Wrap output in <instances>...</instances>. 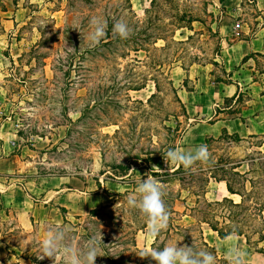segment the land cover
<instances>
[{
  "label": "rangeland",
  "instance_id": "374dc122",
  "mask_svg": "<svg viewBox=\"0 0 264 264\" xmlns=\"http://www.w3.org/2000/svg\"><path fill=\"white\" fill-rule=\"evenodd\" d=\"M131 3L130 17L125 0H0V121L18 134L17 152L25 148L27 167L15 173L17 183L30 180L35 191L25 190L34 202L25 215L0 208L9 251L0 264H64L60 256L41 259L42 240L55 227L79 248L93 236L101 240L95 264H156L137 254L175 243L207 251L199 230L208 243L213 232L206 223L199 228L196 219L211 211L207 201L223 199L221 178L242 198L238 206L213 207L218 221L244 232L253 247L264 233V137L208 139L210 160L197 162L192 174L175 173L179 166L165 162L192 122L180 85L193 86L202 68L222 77L218 25L227 9L220 0ZM148 8L153 25L146 22ZM6 15L15 20L7 28ZM183 15L196 19L191 28ZM93 17L105 25L99 43L90 40ZM112 20L128 25L129 40L146 25L147 33L166 39L137 50L146 34L137 44H124L111 29L103 41ZM255 58L263 72L264 57ZM148 173L162 184L170 213L167 228L156 236L148 235L139 210L127 205Z\"/></svg>",
  "mask_w": 264,
  "mask_h": 264
},
{
  "label": "crops",
  "instance_id": "0c3cea01",
  "mask_svg": "<svg viewBox=\"0 0 264 264\" xmlns=\"http://www.w3.org/2000/svg\"><path fill=\"white\" fill-rule=\"evenodd\" d=\"M227 9L219 23V31L224 40L222 50V77L214 79L210 68H202L195 73L193 86L187 89L180 85V94L185 102L188 119L192 121L180 139L179 149L189 151L198 145H206L208 139H218L224 132L238 135L240 138L264 137V71L257 68L258 59L264 57V0H220ZM7 17V27H10V15ZM13 19L11 22L13 24ZM251 21L252 25L248 22ZM236 25H239L236 28ZM253 55L248 60L243 58ZM179 72V71H178ZM182 75L180 81L187 78ZM191 77V75H190ZM0 90V103L3 100ZM232 98L226 102V99ZM1 112V111H0ZM9 122L0 121V208L3 206L20 211L25 215L32 210L34 202L25 190L35 193L26 180L19 186L21 180L16 172H22L27 167L24 151L17 152L18 134L8 127ZM261 146V145H259ZM264 147V142L261 148ZM208 149V148H207ZM19 151V150H18ZM35 182V181H34ZM223 198L229 197L236 203L241 202V194L232 193L227 188V181L220 182ZM42 192L46 185H35ZM61 194L62 188L54 190ZM41 192V193H42ZM60 198V196H58ZM239 199H236V198ZM49 203V201H44ZM3 210V211H4ZM1 211V210H0ZM264 213V211H263ZM213 232L209 244L215 246L218 252L226 257L229 241L220 238L218 232ZM235 243L247 253L245 263L264 264V253L256 249L264 247V240L256 247L248 242L245 235H237ZM0 228V260L9 255Z\"/></svg>",
  "mask_w": 264,
  "mask_h": 264
},
{
  "label": "clouds",
  "instance_id": "9594fccd",
  "mask_svg": "<svg viewBox=\"0 0 264 264\" xmlns=\"http://www.w3.org/2000/svg\"><path fill=\"white\" fill-rule=\"evenodd\" d=\"M90 25L93 29L90 40L99 43L105 36V25L95 17L90 20ZM113 32L120 38L127 39L130 29L125 22L118 21L113 26ZM165 156L167 164L182 165L187 170L197 162L208 163L211 154L206 145H198L189 151L169 149ZM153 169L160 170L155 165ZM146 175L147 179L140 180L134 193L128 196L127 205L139 210L146 218L148 235L156 236L167 228L170 213L164 201L166 193L162 184L151 173ZM225 239L230 242L226 251L228 264H245L247 253L235 243V234H229ZM100 243L101 240L93 236L83 248H79L67 241L65 229L49 228L41 243V259L48 257L55 261L60 256L64 264H95L97 256H100ZM137 255L140 258L150 257L156 264H216L212 253L196 250L192 246H178V243L167 245L162 250L143 249Z\"/></svg>",
  "mask_w": 264,
  "mask_h": 264
},
{
  "label": "trees",
  "instance_id": "16d2710c",
  "mask_svg": "<svg viewBox=\"0 0 264 264\" xmlns=\"http://www.w3.org/2000/svg\"><path fill=\"white\" fill-rule=\"evenodd\" d=\"M125 3L127 4V7H128V9H129V16L131 17V16H133L134 15V10H133V5H132V3H131V0H125ZM152 5H155V0H152ZM152 12V8H148V9H146V14H148V17H147V19H146V22L148 21V22H150V23H152V25H153V20H152V17H151V15L149 16V13H151ZM181 19H184L185 20V27H188V28H191V24H192V22L194 21V20H196L195 18H193L191 15H183L182 17H181ZM116 23V21H114V20H112L110 23H107V27H108V31H107V36L105 37V39H103V41L104 40H106V39H109L110 38V34H111V32H110V30L111 29H113V26H114V24ZM135 26L137 27V25H136V23H135ZM150 28V27H149ZM149 28H147V25H146V28H143V29H138V30H135V34H136V36L132 39V40H129L128 38L127 39H122V38H120L119 36L115 39V41H120V42H123L124 44L125 43H129V42H131V41H134V42H136V44L141 40V36H143V34H146V39L144 40V42H142L141 43V45L139 46V47H137L136 49L137 50H140V49H142V50H147V48L145 47L146 45V43H151L152 41L155 43V42H157L158 40H160V39H166L165 38V36H164V34L163 33H161V32H158V31H151L150 33H147V29H149ZM108 42H110V43H113V41L112 40H110V41H107V42H105V44H107ZM253 55V53L252 54H249V55H247V56H245L244 58H243V61H246V60H248V58H250L251 56ZM186 82V81H185ZM184 82V83H185ZM185 85V84H184ZM186 88L187 89H191L192 87H187L186 86ZM232 100V98H230V99H226V102H229V101H231ZM229 134H227L226 132H224L219 138H222V137H224V136H228ZM235 136H238V135H235ZM239 137V136H238ZM175 173H184V174H192L193 173V170L192 169H185L182 165H180L179 166V168H177L175 171H174ZM221 180H226L227 181V188H228V190L230 191V192H232V193H239V194H241L240 192H238V191H236L232 186H231V184L229 183V181L227 180V179H225V178H221L220 179V181ZM208 192V191H207ZM242 195V194H241ZM224 202H229V203H231L233 206H238V204H240V203H234V201L231 199V198H229V197H224L221 201H207L206 202V204L208 205V207H210L211 208V211H208V213H204V215L202 216V217H200V218H197L196 220H197V223L196 224H198L199 225V228H200V225L202 224V223H206V224H208L209 226H210V228L211 229H213L214 231H216V232H218V235H219V237L220 238H226L229 234H237V235H246L244 232H242L241 230H237V229H232V228H230L229 229V225H226L225 223V221H222V223H220L219 221H218V219H217V213H215L214 211L216 210V209H214L213 207H219V206H222L223 204H224ZM195 217V216H194ZM225 218H227V217H225ZM224 222V223H223ZM200 233H201V237H200V240H201V244L203 245V246H205L206 248H207V251L208 252H210V253H212V254H214L215 256H217L218 255V257L222 260V262H224L225 264H228V261H227V258L226 257H224V256H222V255H220L219 253H218V250H217V248L215 247V246H213V245H210L206 240H205V238L203 237V233H202V229L200 228ZM246 237H247V239H248V242L250 243V244H252L251 243V240H250V238H249V236H247L246 235ZM262 240H264V233H262V234H260V236H259V238L257 239V244H255L256 246L258 245V243L259 242H261ZM252 246H253V244H252ZM257 251H259V252H263L264 253V247H261V248H257L256 249ZM245 264H248V263H245Z\"/></svg>",
  "mask_w": 264,
  "mask_h": 264
},
{
  "label": "built area",
  "instance_id": "2783aa9c",
  "mask_svg": "<svg viewBox=\"0 0 264 264\" xmlns=\"http://www.w3.org/2000/svg\"><path fill=\"white\" fill-rule=\"evenodd\" d=\"M239 27V25H236V28H238Z\"/></svg>",
  "mask_w": 264,
  "mask_h": 264
}]
</instances>
